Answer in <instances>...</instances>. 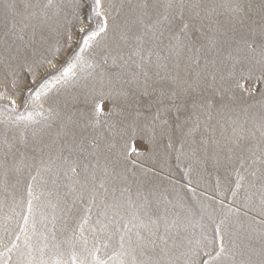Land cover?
<instances>
[{"label":"snow or ice","instance_id":"1","mask_svg":"<svg viewBox=\"0 0 264 264\" xmlns=\"http://www.w3.org/2000/svg\"><path fill=\"white\" fill-rule=\"evenodd\" d=\"M0 264H264V0H0Z\"/></svg>","mask_w":264,"mask_h":264},{"label":"rangeland","instance_id":"2","mask_svg":"<svg viewBox=\"0 0 264 264\" xmlns=\"http://www.w3.org/2000/svg\"><path fill=\"white\" fill-rule=\"evenodd\" d=\"M73 49L78 51V48H76L75 40L73 42ZM85 56H86V58L91 59V55L87 51L85 52ZM88 71H90V70H88V69H85L84 71H81L79 69L77 70L79 76L86 75ZM81 83H83V81H81ZM257 87H260V85H257ZM57 90H59V96L58 97H57ZM77 91H78V89H76V88L66 89V88L62 87L61 85H56L53 89L52 96L54 99L55 98H59L60 100L70 99V95L75 94ZM140 102H141V106L143 107L144 105H147L148 98L140 97ZM45 106L47 107V104ZM168 163L170 166V170L173 173V179L180 181L179 185H177L176 191L179 192V195L183 198L184 202L190 208H192L194 213L199 208L198 201L203 200V197L200 196V193L204 192V193H206V195H209V196H214L216 194L215 193V180H216L217 175H219V177L221 179V183L223 186L222 190L229 187V181H234V179H235L234 177L228 175V173L225 171V169L223 167L220 168L219 172L212 171L210 168L209 171L211 172V175L204 174V179L201 181V183L199 185H197L195 183L197 176H196V173L194 172L192 174L191 178L194 181L192 186L196 188V199H193L192 193L188 192L187 189L183 188V185L187 183V181L183 180V178H182L183 177V169L187 166L188 161H185L182 159L179 167H177V162L175 160V156L173 155L169 159ZM193 166L196 167L195 165H193ZM164 185L166 187H168L169 191L172 192V195L175 196L176 193L173 192L171 186L168 185L166 181L164 182ZM226 195H230V193H226ZM217 198H219V197H217ZM225 202L227 203L228 201L225 200ZM235 206H239V205H235ZM241 211L243 212L244 209H241ZM250 215H255V213H250ZM194 219H198V217H194ZM240 219L242 222L247 223V221H245L243 217H241ZM209 227H211V226L209 225ZM195 231L199 232V229L197 228Z\"/></svg>","mask_w":264,"mask_h":264},{"label":"bare ground","instance_id":"3","mask_svg":"<svg viewBox=\"0 0 264 264\" xmlns=\"http://www.w3.org/2000/svg\"><path fill=\"white\" fill-rule=\"evenodd\" d=\"M70 92V91H69Z\"/></svg>","mask_w":264,"mask_h":264}]
</instances>
